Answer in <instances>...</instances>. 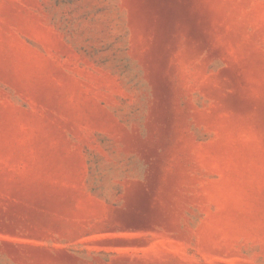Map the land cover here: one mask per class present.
Instances as JSON below:
<instances>
[{
  "label": "rangeland",
  "instance_id": "374dc122",
  "mask_svg": "<svg viewBox=\"0 0 264 264\" xmlns=\"http://www.w3.org/2000/svg\"><path fill=\"white\" fill-rule=\"evenodd\" d=\"M0 264H264V0H0Z\"/></svg>",
  "mask_w": 264,
  "mask_h": 264
}]
</instances>
